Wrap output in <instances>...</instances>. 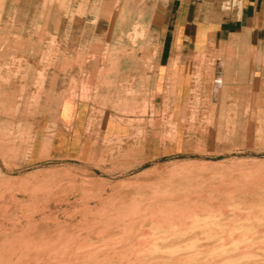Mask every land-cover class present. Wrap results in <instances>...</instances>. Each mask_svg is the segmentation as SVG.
I'll list each match as a JSON object with an SVG mask.
<instances>
[{"label":"rangeland","instance_id":"1","mask_svg":"<svg viewBox=\"0 0 264 264\" xmlns=\"http://www.w3.org/2000/svg\"><path fill=\"white\" fill-rule=\"evenodd\" d=\"M136 6V0H111L105 9L103 0H0V264H62L65 260L71 264L70 260L79 262L82 257L84 263H91L99 256L103 258L107 249L110 257L111 252H114L113 257H120L133 241L130 238H139L140 233V241L145 239L142 243L147 247V250L143 248L146 252L142 249V253L150 255L151 245L157 240L151 238L170 239L174 236L168 222L160 227L156 222L173 219L181 222L179 226L182 228H175L179 234L177 232L163 250H157L158 254L162 251L166 255V251L168 255L176 246L178 248L174 250L184 248L186 243V246H191L188 243L196 240L192 245L197 247L189 254L197 255L199 262H206L207 258L210 261L206 264H231L232 261L235 264L238 257L240 262L237 260V264H264V245L260 249L263 253L257 248L264 244V203H260L264 202V185H261L264 184V112L258 98L256 121L260 128H257L255 139L251 135L238 136L234 130L217 129L220 122L216 121V113L199 112L198 102L193 105L195 111L189 112L186 119L183 113H171L168 93H162V88L160 104H156L150 89L145 90L143 104L134 113L119 110L120 106L105 105L94 98V77L100 66L92 65L93 62H105L109 57L122 58L127 51L132 55L144 53V57L152 56V51L148 52L146 48L131 50L123 43L149 39L143 28L137 26L140 18L136 16ZM145 62L144 69L152 70L151 59ZM79 99L94 103V110L90 121L82 123L81 137H74L77 131L72 130L70 120L61 118V109L66 101L72 103ZM109 114L114 115L117 122L125 124L126 129L119 130L116 135L105 131L104 122ZM133 117L137 121H131ZM216 132H219L218 137ZM238 171L242 175L241 180H238ZM220 174L223 177L220 178ZM209 175H212V180L217 177L215 181L221 187L216 182L212 183ZM230 175L232 179L228 178ZM225 178L226 182L232 181L226 183ZM257 179L261 184L257 183L259 181L255 183ZM253 182L256 184L254 190ZM168 185L174 188L168 190ZM234 187H237L236 191ZM240 187L246 188L243 189L245 193L249 190L251 193H243ZM198 193H201V201L199 195L195 196ZM201 195L207 198L203 196V199ZM251 200L259 205L254 207ZM165 203L172 208L169 212ZM219 203L224 209L217 205ZM185 204L187 207H183ZM181 207L183 210L179 211ZM194 208L201 211H194ZM214 208L221 210L217 212ZM246 208L250 210L248 213ZM208 209L216 212V218H205L203 212ZM173 211L175 217L170 216ZM178 211L180 217L176 213ZM240 211H245L244 215H239ZM181 212L190 216L192 213L194 217L198 212V215L197 218L185 215L183 219ZM245 214L252 216L245 217ZM193 219H197L199 224L192 228ZM127 222H132L130 227L126 226ZM233 224L239 225L238 231ZM201 225L209 228L202 229ZM229 227L234 229L228 230ZM142 228L146 229L147 237L143 235L144 230L139 233ZM224 231L230 232L229 235L222 234ZM249 232L251 235H247ZM221 237L234 243L229 241L230 244ZM251 244L255 245V251L257 248L256 253ZM249 245L250 249L245 250ZM240 247L246 251L245 254ZM249 251H254L252 255L255 254V258ZM93 254L98 256L95 258ZM215 254L216 258L211 260ZM217 254L228 260L221 261Z\"/></svg>","mask_w":264,"mask_h":264},{"label":"crops","instance_id":"2","mask_svg":"<svg viewBox=\"0 0 264 264\" xmlns=\"http://www.w3.org/2000/svg\"><path fill=\"white\" fill-rule=\"evenodd\" d=\"M103 1L105 9L111 0ZM136 1L137 26L149 39L123 43L131 50L146 48L152 56L127 51L122 58L93 62L100 66L94 98L134 113L143 104L145 90L150 89L160 104L162 88L171 113H183L186 119L198 102L199 112L216 113L217 129L255 139L260 128L257 98L264 112V0H242L238 11L222 10L224 0ZM150 59L152 70L144 69ZM93 110L94 103L80 99L63 103L61 118L71 121L74 137H81L82 123L90 121ZM107 117L105 131L116 135L126 129L114 115Z\"/></svg>","mask_w":264,"mask_h":264},{"label":"bare ground","instance_id":"3","mask_svg":"<svg viewBox=\"0 0 264 264\" xmlns=\"http://www.w3.org/2000/svg\"><path fill=\"white\" fill-rule=\"evenodd\" d=\"M114 6H115V5H114ZM125 16H126V15H125ZM120 21H121V20H120ZM118 22H119V21H118ZM121 31H122V30H121ZM119 33H120V32H119ZM232 173H233V172H232ZM236 173H238V175L240 176V172H239V171L236 172ZM223 174H224V173H223ZM223 174H220V175H221L220 178L223 177V176H224V177H227V176H225V174H224V175H223ZM230 174H231V173H230ZM222 175H223V176H222ZM226 175H227V174H226ZM232 175H233V174H232ZM246 175H247V173H246ZM248 175H249V174H248ZM253 175H254V174H253ZM260 175H261V173H260ZM209 176L211 177V180H212V175H209ZM209 176H208V177H209ZM233 176H234V175H233ZM241 176H242V175H241ZM241 176H240V179L238 178V180H241V179H242ZM244 176H245V173H244ZM257 176H259V175L257 174ZM191 177H192V176H191ZM199 177H200V176H198L197 178H199ZM214 177H215V176H213V178H214ZM246 177H247V176H246ZM246 177H245V178H246ZM216 178H217V177H216ZM216 178H215V179H216ZM228 178L232 179V178H231V175H230V177H228ZM228 178H227V179H228ZM236 178H237V177H236ZM251 178H252V177H251ZM202 179H203V178H202ZM202 179L200 178V180H202ZM206 179H207V178H206ZM209 179H210V178H209ZM215 179H213L214 181L212 180V183H215V182H216ZM247 179H248V178H247ZM253 179H256V178H253ZM185 180H186V179H185ZM235 180H236V179H235ZM263 180H264V179H263ZM220 181H221V179H220ZM230 181H232V180H230ZM230 181L227 180V182H230ZM243 181H244V180H243ZM243 181H242V182H243ZM254 181H255V180H254ZM257 181H259V182H257ZM185 182H186V181H185ZM200 182H201V181H200ZM202 182H203V181H202ZM221 182H222V181H221ZM225 182H226V178H225ZM227 182H226V183H227ZM256 182H257V183H260V180L257 179V180L255 181V183H256ZM216 183H217V182H216ZM222 183H223V184H222ZM222 183H221V184L224 185V182H222ZM238 183H239V182H238ZM247 183H249V182L247 181ZM247 183H246V186L248 185ZM253 183H254V182H253ZM253 183H252V184H253ZM255 183H254L253 186H252V187H253V190L255 189V185H256ZM192 184H193V183H192ZM192 184H191V185H192ZM201 184H202V183H201ZM217 184H218V183H217ZM260 184H261V183H260ZM209 185H210V184H209ZM209 185H208V186H209ZM227 185H228V184H227ZM250 185H251V184H249V187H250ZM261 185H264V184H261ZM168 186H169V187H168V190H169L170 187H172V186H171V185H168ZM210 186H211V185H210ZM212 186H213V185H212ZM212 186H211V187H212ZM217 186H219V184H218ZM217 186L215 185L214 187H217ZM230 186H231V185H230ZM239 186H241V185L239 184ZM259 186H260V185L258 184V187H259ZM192 187H194V185H193ZM219 187H221V186H219ZM225 187H226V185H225ZM227 187H228V186H227ZM237 187H238V186H237ZM237 187H236V188H237ZM262 187H263V186H262ZM172 188H174V187H172ZM229 188H230V187H228V189H229ZM232 188H233V187H232ZM236 188L234 187L235 191H236ZM226 189H227V188H225V190H226ZM228 189H227V191H229ZM243 189L245 190L246 188H243ZM243 189H242V187H240V190H242L243 193H245V191H244ZM249 189L251 190V187H250ZM259 189L261 190V186L259 187ZM170 190H171V189H170ZM211 190H212V189H211ZM215 190H216V189H215ZM218 190H219V189H218ZM230 190H231V188H230ZM250 190H249V191H250ZM124 191H125V190H124ZM227 191H226V193H227ZM231 191H232V190H231ZM231 191H230V192H231ZM238 191H239V190H238ZM238 191H237V192H238ZM249 191H247V192H249ZM257 191H259V190L257 189ZM164 192H165V191H164ZM195 192H196V191H195ZM195 192H194V193H195ZM219 192H220V191H219ZM224 192H225V191H224ZM247 192H246L245 194H247ZM220 193H222V192H220ZM233 193H234V192H233ZM240 193H241V192H240ZM249 193H251V192H249ZM199 194H201V193H198V194H196V195L194 194V195L197 196V195H199ZM215 194H216V193H215ZM228 194H229V193H228ZM236 194H237V193H236ZM252 194H253V193H252ZM254 194H255V192H254ZM231 195H232V193H231ZM233 195H234V194H233ZM240 195H241V194H240ZM255 195H257V194H255ZM140 196H141V195H140ZM188 196H189V195H187L186 197H188ZM192 196H193V194H192V195L190 194V197H192ZM203 196H204L205 198H207L206 195H203ZM203 196L201 195V197L204 199ZM208 196H209V195H208ZM221 196H222V194H221ZM241 196H242V195H241ZM250 196H251V195H250ZM263 196H264V194H263ZM146 197H147V196H146ZM183 197H185V196H183ZM190 197H188V198L190 199ZM217 197H218V196H217ZM229 197H231V196H229ZM243 197L246 198L245 195H244ZM243 197H240V198H242V200L244 201L245 199H243ZM252 197H253V196H252ZM261 197H262V196H261ZM261 197H260V198L257 197V198H258V199H262V198H264V197H262V198H261ZM143 198H144V196H143ZM193 198H194V197H193ZM196 198H197V197H196ZM211 198H213V196H212ZM220 198H221V197H220ZM220 198H219V199H220ZM236 198H237V197H236ZM250 198H251V197H250ZM138 199H139V198H138ZM179 199H180V198H179ZM179 199H178V201L176 200V203H175V204H177V202H179ZM199 199H200V195H199ZM216 199H218V198H216ZM238 199H239V198H238ZM246 199H247V198H246ZM252 199H254V198H252ZM197 200H198V198H197ZM201 200H202V199H200V201H201ZM207 200H209V198H208ZM211 200H212V199H211ZM213 200H214V199H213ZM231 200H233V199H231ZM240 200H241V199H240ZM240 200H239V201H240ZM168 201H170V199H169ZM180 201H181V200H180ZM182 201H183V200H182ZM182 201H181V202H182ZM209 201H210V200H209ZM209 201H207V202H209ZM220 201H221V200H220ZM251 201H252V200H251ZM258 201H259V200H258ZM189 202H190V201H188V203H189ZM192 202H193V200H192ZM207 202H206V203H207ZM211 202H212V201H211ZM216 202H217V201H216ZM230 202H231V201H230ZM235 202L237 203V201H235ZM244 202H245V201H244ZM246 202H247V201H246ZM193 203H194V202H193ZM197 203H198V202H197ZM203 203H204V201H203ZM220 203H221V202H220ZM220 203L217 204V205L220 206V205H221ZM231 203H232V202H231ZM236 203H235V204H236ZM251 203H252V205H253L254 207H255V205L257 204L255 201H252ZM260 203H264V202H260ZM165 204H166V203H165ZM170 204H171V202H170ZM199 204H202V203H199ZM211 204H212V203H211ZM233 204H234V203H233ZM243 204H244V203H243ZM247 204H250V203L248 202ZM247 204H246V205H247ZM166 205H168V203H167ZM177 205H178V204H177ZM180 205H181V204H180ZM202 205H204V207H205V203L202 204ZM217 205H216V206H217ZM231 205H232V204H231ZM257 205H259V204H257ZM257 205H256V206H257ZM261 205H262V204H261ZM161 206H162V205H161ZM161 206H160V207H161ZM163 206L165 207V205H163ZM163 206H162V208H163ZM184 206L187 207V204L183 205V207H184ZM188 206H189V204H188ZM190 206H192V205H190ZM206 206H207V204H206ZM213 206H214V204H213ZM222 206H223V205H221V207H222ZM235 206H236V205H235ZM238 206H239V205H238ZM241 206H242V204L240 205V207H241ZM247 206H248V205H247ZM247 206H246V207H247ZM157 207H159V205H158ZM157 207H156V208H157ZM166 207H167V206H166ZM172 207H174V206H172ZM186 207H185V208H186ZM194 207H195V206H194ZM226 207H227V206H226ZM230 207H231V206H230ZM243 207H245V205H243ZM261 207H262V206H261ZM169 208H171V206L169 207V205H168V209H169ZM195 208H197V207H195ZM195 208H194V211H195V210L198 211V209H195ZM198 208H199V207H198ZM209 208H213V207H209ZM222 208H223V207H222ZM227 208H228V207H227ZM234 208H235V207H234ZM248 208H250V207L248 206ZM248 208H246L245 211H247ZM251 208H253V207H251ZM262 208H263V207H262ZM123 209H124V208H123ZM168 209H166V210L169 212L170 209H169V210H168ZM171 209H172V208H171ZM190 209H191V207H190ZM205 209H206V208H205ZM223 209H224V208H223ZM156 210H158V209H156ZM161 210H162V209H161ZM182 210H183V209H182V207H181V210H179V211H182ZM206 210H207V209H206ZM210 210H212V209H210ZM214 210L218 212V210L220 211L221 208H220V209L218 208V210H216V209L214 208ZM214 210H213V211H209V209H208V211L203 212V213H205V215H206L205 218H216V212H215ZM232 210H234V209H232ZM239 210H240V208H239L237 211L239 212ZM242 210H243V209H242ZM256 210L259 211L258 209H256ZM158 211H159V210H158ZM162 211H163V210H162ZM179 211L176 212V213L179 214ZM199 211H201V210H199ZM199 211H198V212H199ZM203 211H204V210H203ZM222 211H223V210H222ZM234 211H235V210H234ZM234 211H233V212H234ZM237 211H235V212H237ZM245 211H244V212H245ZM248 211H250V210H248ZM248 211H247V213H248ZM254 211H255V210H254ZM260 211H261V210H260ZM260 211H259V212H260ZM110 212H111V211H110ZM163 212H165V211H163ZM188 212H189V211H188ZM198 212L195 213V217H196V215H198ZM224 212L226 213L227 211L224 210ZM238 212H237V213H238ZM244 212H242V213H243V214H242L241 211H240L239 215H241V214L244 215ZM155 213H157V211H156ZM155 213H154V214H155ZM161 213H162V212H161ZM161 213L159 212L160 215H161ZM174 213H175V211H173V214L170 215V216L173 217V216L175 215ZM181 213H182L181 216L183 215V219H184V216H185L186 214H185L184 212H181ZM203 213H201V214H203ZM219 213H220V212H219ZM249 213H250V212H249ZM257 213H258V212H257ZM157 214H158V213H157ZM165 214H166V213H165ZM220 214H221V213H220ZM251 214H252V213H251ZM251 214H247V215L249 216V215H251ZM105 215H106V214H105ZM188 215H189V216H188ZM188 215H186V216L191 217V218H195V217L192 215V213H191V216H190L189 213H188ZM222 215H223V214H221V216H222ZM224 215H225V214H224ZM247 215L245 214V217H246ZM252 215L254 216L255 214L253 213ZM252 215H251V216H252ZM164 216H166V215H164ZM186 216H185V217H186ZM192 216H193V217H192ZM199 216H200V215H199ZM221 216H220V217H221ZM255 216H257V215H255ZM155 217H156V216H155ZM158 217H159V215H158ZM161 217H163V215H161ZM166 217L168 218V216H166ZM174 217H175V216H174ZM178 217H180V214H179ZM231 217H232V216H231ZM242 217H243V216H242ZM106 218H107V217H106ZM159 218H160V217H159ZM196 218H197V217H196ZM203 218H204V217H203ZM217 218H218V217H217ZM225 218H226V216H225ZM232 218H235V217L233 216ZM259 218H260V217H259ZM259 218H258V219H259ZM170 219H171V218H170ZM177 219H180V218H177ZM187 219H188V218H187ZM218 219H219V218H218ZM241 219H242V218H241ZM255 219H256V218H255ZM159 220H160V219H159ZM161 220H162V219H161ZM163 220H164V219H163ZM185 220H186V218H185ZM188 220H189V219H188ZM188 220H187V221H188ZM193 220H194V219H193ZM211 220H212V219H211ZM213 220H214V219H213ZM216 220H217V219H216ZM233 220H234V219H233ZM233 220H231V221H233ZM253 220H254V219H253ZM144 221H145V220H144ZM177 221H179V220H177ZM214 221H215V220H214ZM145 222H146V221H145ZM145 222H144V224H145ZM154 222H155V221H154ZM166 222H168V225L170 224V226H169L170 229H171V230H174V231H172V235H174V236H173V237H170V239H167V238H164V237H163V238H161V237H160V238H153V239L151 238V240H153V241H154V239H155V240L157 239V240L154 241L152 245L150 244V245L152 246V247H151L152 249L149 247V248L151 249V252L148 251V252L146 253V254H148V253L150 252V255H149V254H148V255H145L144 253H142L143 250L145 251V249L147 248V247H145L146 245L142 243V241H144L145 239L143 240V238H142V241H140V237H142V236H141L142 233H140V232H141V231L143 232V230H144V229L142 228L141 230H139V233H140V237H139V238H138L137 236H136L137 239H136L135 237H134L135 239H131V238H130V240H133V241L129 244L130 246L126 244L128 240L126 241V243H125L124 245H127L128 248L126 247L127 249H125V250L123 249L125 252L123 253V255L120 253V254H121L120 257H119L118 254H113V255H118V256H116V257H113V256H112V253H114V252H111V257H110V255H108V249L106 248V249H107V254L104 255L103 258H101V259H100V256H99V259H98V258H97V259H94V258L92 257V260H93V259H94V260H93L91 263L88 262L89 259L86 261V262H88V263H84V262L82 261V260H83V257H82V258L80 257L82 260L80 259L81 261H79V262H78V260H76V262H78V263H76V262H74V261H71V260H70V263L72 262L73 264H206V262H207L208 260L210 261V259L207 260L206 257H208V256L205 255V252H204V255L206 256V257H205V258H206V262L202 260V262H204V263L198 261V257H197V255L195 256V257H196V258H195V257L193 256V254H191L193 258L191 257V255L189 254V252H190L191 250H194V248L197 247L195 244L192 245V243L196 241L195 239H194L195 241H193L192 243H191V242L188 243V244H190L191 246H186V244H187V243H186L185 245L182 244V245L185 246V247L183 246L184 248H179V249L174 250L176 247L178 248V246H176V247L173 249V252H172V251L168 252V255H167L166 251H165V254H166V255L162 254V251L159 252V253H161V254H158V253H157V250H161V249L163 250V249H164L163 246L165 245V247H166L167 245H169L170 240H172L173 238H175L177 232L179 231V230L176 231L175 228H176V227H180L179 225H180V223H181V222H178V223H177V222L174 221V219H173V220H171V221H167V220H165V221H157V222H156V223H157L156 226H157V227H160V226H162L163 223L165 224ZM190 222H192V219L190 220ZM190 222H189V223H190ZM234 222H235V221H234ZM255 222H256V221H255ZM123 223H124V221H123ZM127 223H128V222H127ZM131 223H132V222H131ZM131 223H128L126 226H127V227L129 226V227H130ZM186 223H187V222H186ZM200 223H202V222H200ZM251 223H252V222H251ZM125 224H126V223H125ZM144 224L142 223L141 226H143ZM146 224H147V223H146ZM154 224H155V223H154ZM181 224H182V223H181ZM198 224H199V222L197 221V219H195V220L193 221V223H191L192 228H193L194 226L198 225ZM252 224H253V223H252ZM252 224H250V225H252ZM255 224H256V223H255ZM168 225H167V226H168ZM185 225H186V224H185ZM191 225L189 226L188 229H190ZM228 225H229V224H228ZM126 226H125V228H126ZM141 226H140V227H141ZM165 226H166V225H165ZM167 226H166V228H167ZM201 226H202V225H201ZM230 226H231V223H230ZM232 226H234V224H233ZM238 226H239V225H238ZM238 226H236V224H235V226H234V227H237V231H238V229H239ZM245 226L247 227L248 225H245ZM245 226H244V227H245ZM120 227H121V226H120ZM157 227H155V229H156ZM185 227H186V226H185ZM185 227H184V230L186 231L187 227H186V228H185ZM203 227H205V226L203 225V226H202V229H203ZM226 227H228V226H226ZM246 227H245V228H246ZM253 227H254V226L252 225V228H253ZM110 228H111V227H110ZM117 228H119V227H117ZM146 228H147V227H146ZM164 228H165V227H164ZM181 228H182V227H180V230H181ZM192 228H191V229H192ZM197 228H198V226H197ZM200 228H201V227H199V229H200ZM205 228H207V227H205ZM208 228H209V227H208ZM208 228H207V229H208ZM113 229H115V227L112 228V230H113ZM122 229H123V228H122ZM151 229H152V227H151ZM161 229H162V228H161ZM177 229H178V228H177ZM195 229H196V228H195ZM202 229H201V230H202ZM223 229H224V228H223ZM233 229H234V228L229 227L228 230H233ZM243 229H244V228H243ZM120 230H121V228H120ZM123 230H124V229H123ZM123 230H122L121 233H123ZM125 230H126V229H125ZM132 230H134V229H132ZM145 230H146V229H145ZM145 230H144V233H145ZM148 230H149V229H148ZM148 230H147V232H148ZM158 230L161 231L160 228H159ZM164 230H165V229H164ZM184 230H182V231H184ZM193 230H194V229H193ZM197 230H198V229H197ZM201 230H200V232H201ZM204 230H205V229H204ZM212 230H213V229H211V231H212ZM224 230H225V229H224ZM235 230H236V229H235ZM252 230H253V229H252ZM255 230H257V228H256ZM263 230H264V229H262V231H263ZM167 231H169V229H168ZM198 231H199V230H198ZM206 231H207V230H206ZM206 231H205V233H206ZM211 231H210V232H211ZM215 231H217V230H215ZM245 231H246V230H245ZM258 231L260 232V230H258ZM114 232L116 233V231H114ZM117 232H118V230H117ZM151 232H152V230H151ZM155 232H156V231H155ZM188 232H189V231H188ZM210 232H209V234L212 235ZM221 232H223V231H221ZM226 232H227V231H226ZM243 232H244V231H243ZM263 232H264V231H263ZM110 233H112V232H110ZM152 233H153V232H152ZM156 233H157V232H156ZM162 233L164 234V233H166V232L163 231ZM167 233H168V232H167ZM190 233H191V232H190ZM192 233H193V232H192ZM201 233H203V231H202ZM207 233H208V232H207ZM207 233H206V234H207ZM229 233H230V232H229ZM229 233H228V232L225 233V231H224V233H222V234H224V235H227V234H228V235H229ZM253 233H255L254 230H253ZM256 233H257V232H256ZM256 233H255V235H256ZM260 233H262V232H260ZM92 234H93V233H92ZM116 234H117V233H116ZM168 234H169V233H168ZM178 234H179V232H178ZM181 234L183 235L182 232H181ZM181 234H180V235H181ZM184 234H185V233H184ZM188 234H189V233H188ZM214 234H215V232H213V235H214ZM218 234H220V233H218ZM222 234H221V235H222ZM232 234H233V233L231 232V236H232ZM241 234L243 235V233H241ZM249 234L251 235L250 232H249L247 235H249ZM143 235H146V237H147V234H146V233L143 234ZM153 235H154V234H153ZM153 235H152V237H153ZM191 235H192V234H191ZM198 235H199V234H198ZM198 235H197V236H198ZM235 235H236V233H234V236H235ZM242 235H241L242 238L245 237L246 239H249L248 236L246 237V236L243 235V236H244V237H243ZM255 235H254V236H255ZM258 235H259V234H258ZM113 236H114V235H113ZM149 236H150V235H149ZM149 236H148V238H149ZM157 236H158V235H157ZM160 236H161V234H160ZM170 236H171V235H170ZM200 236H202V234H200ZM200 236H198V237L200 238ZM120 237H123V235L120 236ZM143 237H144V236H143ZM178 237H179V236H178ZM180 237H181V236H180ZM202 237H203V236H202ZM205 237H206V236H205ZM205 237H204V238H205ZM235 237H236V238H235ZM235 237H234L235 239L238 238L237 235H236ZM252 237H253V234H252ZM255 237H256V236H255ZM105 238H106V237H105ZM125 238H126V237H125ZM128 238H129V237H128ZM132 238H133V237H132ZM182 238H183V237H182ZM206 238H207V237H206ZM227 238H228V236L226 237V239H227ZM229 238H230V236H229ZM234 238H233V239H234ZM242 238H240V239H242ZM81 239H82V238H81ZM138 239H139V240H138ZM149 239H150V238H149ZM196 239H197V237H196ZM208 239H209V238H208ZM211 239L213 240V238H211ZM214 239H216V241L218 240V238H214ZM221 239H222V237H221ZM246 239H244V240H246ZM251 239H252V238H251ZM69 240H70V239H69ZM119 240L121 241V239H119ZM177 240H179V239H177ZM177 240H176V241H177ZM204 240H205V239H204ZM219 240H220V239H219ZM222 240H224V241H228V242H229V241H233V240H231V239H230V240L222 239ZM259 240H260V239H259ZM259 240H258V241H259ZM87 241H88V240H87ZM87 241H86V242H87ZM99 241H100V240H99ZM104 241H105V239H104ZM122 241H123V238H122ZM147 241H148V240H147ZM205 241H206V240H205ZM240 241H241V240H240ZM242 241H243V240H242ZM247 241H248V240H247ZM258 241H255V242L257 243ZM260 241H261V240H260ZM260 241L258 242L259 244H260ZM93 242H94V241H93ZM145 242H146V241H145ZM199 242H200V241H199ZM199 242H198V243H199ZM202 242H203V241H202ZM217 242H220V243H221V241H217ZM236 242H237V243H241V242H238V240H237ZM91 243H92V241H91ZM103 243H104V242H103ZM123 243H124V242H122V244H123ZM146 243H147V242H146ZM215 243H216V242H215ZM222 243H223V242H222ZM224 243H225V242H224ZM229 243H230V242H229ZM233 243H234V241H233ZM250 243H251V241H250ZM250 243H249V244H250ZM258 243H257V244H258ZM261 243H262V242H261ZM263 243H264V242H263ZM78 244H79V243H78ZM78 244H77V245H78ZM92 244H93V243H92ZM119 244L121 245V243H119ZM217 244H218V243H217ZM230 244H231V243H230ZM230 244H229V246H230ZM257 244H256V246H257ZM61 245H62V244H61ZM80 245H81V244H79V246H80ZM107 245H108V244H107ZM114 245H116V244H114ZM148 245H149V243H148ZM148 245H147V246H148ZM243 245H244V244H243ZM243 245H242V246H243ZM245 245H247V244H245ZM251 245L254 246L253 248H251V249L254 250L255 245H254V244H251ZM251 245H249V246L247 247V249H245V250L248 251V248L251 247ZM261 245H262L261 247H259V245H258V247H257V248H259V249H258L259 252H262L260 249L263 247L264 244H261ZM79 246H78V247H79ZM81 246L83 247V245H81ZM87 246H88V245H87ZM97 246H98V245H97ZM211 246H212V245H211ZM229 246H225V247L228 248ZM233 246H234V245H233ZM235 246L237 247V245H235ZM235 246H234V247H235ZM242 246H241V247H242ZM54 247H55V245H54ZM76 247H77V246H76ZM100 247H101V246H100ZM104 247H106V246H104ZM104 247H103V248H104ZM109 247H111V245H109ZM117 247H118V246H116L115 248H117ZM122 247H123V246H122ZM122 247H121V248H122ZM124 247H125V246H124ZM144 247H145V249H143ZM209 247H210V246H209ZM241 247H240V248H241ZM68 248H69V247H68ZM85 248H86V247H85ZM88 248H89V247H88ZM88 248H86V249H88ZM92 248H93V247H92ZM92 248H90V249H92ZM115 248H114V249H115ZM119 248H120V247H118V249H119ZM170 248H171V246H170ZM170 248H169V249H170ZM218 248H219V247H218ZM238 248H239V247H237V249H238ZM257 248H256V251H257ZM55 249H56V248H55ZM64 249H65V248H64ZM64 249H63V250H64ZM75 249H76V248H75ZM75 249H74V251H76ZM78 249H80V247H79ZM86 249H85V250H86ZM111 249H113V246L111 247ZM142 249H143V250H142ZM150 249H149V250H150ZM165 249H166V248H165ZM171 249H172V248H171ZM205 249H206V248H205ZM207 249H208V248H207ZM221 249H224V247L222 248V245H221ZM234 249H235V248H234ZM249 249H250V248H249ZM263 249H264V247H263ZM85 250H84V251H85ZM94 250H95V249H93V252H94ZM100 250H101V249H100ZM100 250H99V251H100ZM146 250H147V249H146ZM215 250H216V248H215ZM217 250H218V249H217ZM217 250H216V251H217ZM219 250H220V249H219ZM227 250H228V249H227ZM235 250H236V249H235ZM240 250L243 251L244 249L241 248ZM240 250H239V251H240ZM53 251H54V250H53ZM82 251H83V250H82ZM88 251H90V250H88ZM102 251H104V250H102ZM105 251H106V250H105ZM111 251H112V250H111ZM114 251H115V250H114ZM116 251H118V253H119V250H116ZM127 251L130 252V253H128ZM213 251H214V250H213ZM230 251H231V250H230ZM237 251H238V250H237ZM239 251H238V252H239ZM254 251H255V250H254ZM254 251H252V252H254ZM256 251H255V253H256ZM263 251H264V250H263ZM76 252H77V251H76ZM80 252H81V251H80ZM80 252H79V253H80ZM120 252H121V251H120ZM145 252H146V251H145ZM191 252H192V251H191ZM214 252H215V251H214ZM214 252H213V253H214ZM238 252H237V253H238ZM240 252H241V251H240ZM240 252H239V253H240ZM243 252H244V251H243ZM245 252H246V251H245ZM245 252H244V254H245ZM249 252H251V251H249ZM249 252H248V254H250ZM252 252H251V256H254V258H255V254L252 255ZM63 253H64V252H63ZM63 253H61V255H62ZM77 253H78V252H77ZM90 253H91V252H90ZM101 253H102V252H101ZM105 253H106V252H105ZM155 253H156V256H155ZM163 253H164V251H163ZM196 253H197V252H196ZM196 253H195V254H196ZM202 253H203V252H202ZM202 253H201V254H202ZM208 253H209V252H208ZM210 253H211V251H210ZM227 253H228V252H226V255H227ZM232 253H233V251H232ZM237 253H236V255H237ZM239 253H238V254H239ZM257 253H258V252H257ZM262 253H263V252H262ZM64 254H66V253H64ZM81 254H82V256H83V253H82V252H81ZM87 254H89V253H87ZM96 254H97V253H96ZM96 254H95V255H96ZM186 254H189L190 256H186ZM198 254H199V253H198ZM219 254H220V251H219ZM219 254H217V256H218ZM221 254L224 255L225 253H221ZM234 254H235V252H234ZM248 254H247V260H248V258L250 257V256H248ZM260 254H261V253H260ZM70 255L73 256L74 254H70ZM95 255L93 254V256L96 258L98 255H96V256H95ZM99 255H103V254H99ZM199 255H200V254H199ZM199 255H198V256H199ZM202 255H203V254H202ZM209 255H210V254H209ZM226 255H224V256H226ZM52 256H53V255H52ZM59 256H60V255H59ZM72 256H70V257H72ZM79 256H81V255H79ZM91 256H92V254H91ZM91 256H89V258H91ZM220 256H221V255H220ZM220 256H218V257H220ZM231 256H232V255H230L229 257H231ZM243 256H244V255H242V257H243ZM245 256H246V255H245ZM258 256H259V254H258ZM57 257H58V256H57ZM87 257H88V255H87ZM210 257H211V256H210ZM210 257H209V258H210ZM242 257H240V258H242ZM49 258H50V257H49ZM84 258H85V257H84ZM199 258H200V257H199ZM202 258H203V257H202ZM212 258H213V259H212ZM214 258H216V254H215V256L213 255V256L211 257V260H214ZM221 258H222V259H221V261H222V260H223V257L221 256ZM235 258H236V257H235ZM235 258H233V259L235 260ZM245 258H246V257H245ZM252 258H253V257H252ZM259 258H260V257H259ZM46 259H47V258H46ZM52 259H53V258H52ZM71 259H73V258H71ZM203 259H204V258H203ZM226 259H227V257H226ZM226 259H224V260L226 261ZM242 259H243V258H242ZM242 259H241V261H242ZM256 259H257V258H256ZM90 260H91V259H90ZM200 260H201V259H200ZM216 260H217V259H216ZM224 260H223V261H224ZM227 260H228V259H227ZM231 260H232V258H231ZM237 260H238V262H240L239 259H238V257H237V259H236V262H237ZM243 260H246V259H243ZM250 260H252V259H250ZM253 260H255V259H253ZM257 260H258V259H257ZM68 261H69V260H68ZM221 261H220V262H221ZM229 261H230V260H229ZM229 261H228V262H229ZM248 261H249V260H248ZM46 262H47V261H46ZM65 262H67V261L65 260ZM65 262H64V263H65ZM236 262H235V264L238 263V262H237V263H236ZM243 262H244V261H243ZM246 262H247V261H246ZM44 263H45V262H44ZM61 263H62V262H61ZM64 263H62V264H64ZM68 263H69V262H68ZM72 263H71V264H72ZM214 263H216V262H214ZM214 263L212 262V264H214ZM218 263H219V262H218ZM218 263H217V264H218ZM46 264H47V263H46ZM57 264H58V263H57ZM65 264H67V263H65ZM207 264H208V263H207ZM209 264H210V263H209ZM231 264H234L233 261H232Z\"/></svg>","mask_w":264,"mask_h":264},{"label":"built area","instance_id":"4","mask_svg":"<svg viewBox=\"0 0 264 264\" xmlns=\"http://www.w3.org/2000/svg\"><path fill=\"white\" fill-rule=\"evenodd\" d=\"M242 6V0H224L221 3V8L224 11L239 10Z\"/></svg>","mask_w":264,"mask_h":264}]
</instances>
